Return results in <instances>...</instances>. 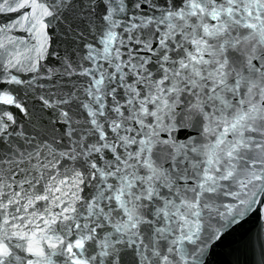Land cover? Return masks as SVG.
Here are the masks:
<instances>
[{"label": "snow or ice", "instance_id": "obj_1", "mask_svg": "<svg viewBox=\"0 0 264 264\" xmlns=\"http://www.w3.org/2000/svg\"><path fill=\"white\" fill-rule=\"evenodd\" d=\"M5 12L0 84L32 102L0 89V264H210L264 224V0Z\"/></svg>", "mask_w": 264, "mask_h": 264}, {"label": "water", "instance_id": "obj_2", "mask_svg": "<svg viewBox=\"0 0 264 264\" xmlns=\"http://www.w3.org/2000/svg\"><path fill=\"white\" fill-rule=\"evenodd\" d=\"M15 6V5H13ZM27 11V10H22ZM20 16L19 12L0 13V27L14 22ZM10 35L26 36L24 32H13ZM51 59L44 62L45 68L50 66ZM18 74L22 78L24 73ZM0 89L10 91L22 102L31 104L30 96H26L25 88L17 85L0 84ZM0 109H5L13 113L18 112L13 106L0 105ZM262 250H264V224L252 218L240 224L234 231L230 232L224 240L213 250L210 264H262Z\"/></svg>", "mask_w": 264, "mask_h": 264}]
</instances>
